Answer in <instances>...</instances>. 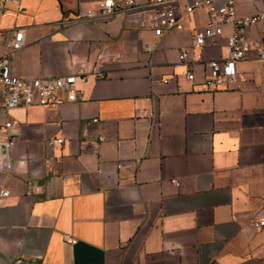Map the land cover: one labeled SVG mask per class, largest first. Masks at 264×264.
<instances>
[{"label":"crops","instance_id":"0c3cea01","mask_svg":"<svg viewBox=\"0 0 264 264\" xmlns=\"http://www.w3.org/2000/svg\"><path fill=\"white\" fill-rule=\"evenodd\" d=\"M98 1L0 0V53L3 30L23 29L14 74H86L58 105L7 108L0 91V140L12 137L0 264H264V223L254 224L264 220V68L254 49L227 86L207 89L203 66L189 79L176 57L203 7L155 37L122 12L85 16ZM234 4L238 15L264 10V0ZM228 31L205 57L225 53ZM247 35L264 37V17Z\"/></svg>","mask_w":264,"mask_h":264},{"label":"built area","instance_id":"2783aa9c","mask_svg":"<svg viewBox=\"0 0 264 264\" xmlns=\"http://www.w3.org/2000/svg\"><path fill=\"white\" fill-rule=\"evenodd\" d=\"M203 7L206 11V20L194 27L190 32L187 47L179 48L176 57L185 63L186 77H193L192 66L200 63L204 69L202 84L207 89L227 86L237 70L235 63L253 48L260 67L264 68V37L250 38L247 35L248 27L264 17V10L250 14L238 15L234 0H99L95 11L86 10L85 16L105 20L115 12H122L126 22L133 28L149 29L155 37L167 32L183 28V18L192 9ZM225 25L229 26L224 36L223 46L225 53L219 57H205L202 48L206 45H218ZM4 52L0 53V91L2 103L5 107L17 105H58L64 101L76 98L77 83L85 80V73H65L54 75H17L11 71L10 57L24 43L23 29L6 28L2 32ZM91 72L99 75L97 63L91 67ZM96 117L88 122H95ZM98 139L101 138L94 132ZM63 137H53L46 140L49 145L53 141L60 142ZM12 137L0 140V170H9L11 162L8 150ZM7 190L0 188V196L6 195ZM264 223L263 219L256 220L255 225ZM64 239L74 242L75 238L64 235ZM15 258L14 262H19Z\"/></svg>","mask_w":264,"mask_h":264}]
</instances>
